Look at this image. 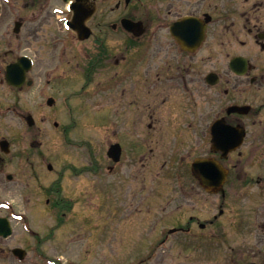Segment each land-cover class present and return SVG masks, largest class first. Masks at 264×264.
I'll list each match as a JSON object with an SVG mask.
<instances>
[{"label": "flooded vegetation", "instance_id": "obj_1", "mask_svg": "<svg viewBox=\"0 0 264 264\" xmlns=\"http://www.w3.org/2000/svg\"><path fill=\"white\" fill-rule=\"evenodd\" d=\"M16 64L20 86L7 81ZM77 69L112 133L101 169L121 183L119 213L155 214L138 223L150 237L126 258L158 261L156 247L185 235L187 250L214 243V264H264V0H0V85L37 86L58 111L55 92ZM10 143L0 167L17 155ZM81 148L87 162L65 170L84 172L92 188V139ZM103 191L109 210L106 181ZM204 254L191 264H205Z\"/></svg>", "mask_w": 264, "mask_h": 264}, {"label": "rangeland", "instance_id": "obj_2", "mask_svg": "<svg viewBox=\"0 0 264 264\" xmlns=\"http://www.w3.org/2000/svg\"><path fill=\"white\" fill-rule=\"evenodd\" d=\"M71 74L72 80L55 92L60 97L58 111L46 105L44 96L36 95L37 86L25 93L0 85V139L5 136L14 142L12 153H17L0 169V216L9 217L13 225V232L0 238V264H136L128 260L132 254L129 258L125 254L131 244L146 243L144 240L150 237L138 223L156 220L155 214L142 212L125 219L119 213L121 183L117 174L105 175L101 169L111 162L105 156L109 146L105 143L112 133L105 128L102 113H93L100 101L90 107L84 72L77 69ZM34 109L38 110L35 124L29 126L21 115ZM65 126L68 135L62 131ZM87 139L94 143V168L100 169L99 176L94 172L91 178L92 188L84 172L65 170L87 162L86 150L81 148ZM49 163L53 169L48 168ZM9 173L14 175L12 180L7 178ZM59 181L64 189L52 192L50 187ZM105 181L111 187L109 210L102 196ZM89 189H93L92 194ZM72 197V206L61 210L55 206V200ZM207 206V212L212 210L211 204ZM161 215L158 213V218ZM187 238L192 237H171L168 244L156 247L158 261L144 264H191L198 251L199 255L205 253V264L215 263L214 243H206L203 251L187 250L188 245L182 244ZM144 246L137 247V257L145 253ZM14 247L27 250L25 260L12 255ZM164 253L166 257L162 258Z\"/></svg>", "mask_w": 264, "mask_h": 264}, {"label": "water", "instance_id": "obj_3", "mask_svg": "<svg viewBox=\"0 0 264 264\" xmlns=\"http://www.w3.org/2000/svg\"><path fill=\"white\" fill-rule=\"evenodd\" d=\"M31 120V118H30ZM32 122V121H30ZM7 142L6 141H2V149L4 150H7ZM240 144V141L238 143V145ZM206 167H209L211 166L210 162L209 161H202V162H197L195 164V167H198L200 165H204ZM12 233V228H11V225H10V222L7 218H4V217H0V235L1 236H4V237H7L8 235H10ZM14 254L18 255L20 258H24L25 256V251L21 248H15L13 250Z\"/></svg>", "mask_w": 264, "mask_h": 264}]
</instances>
